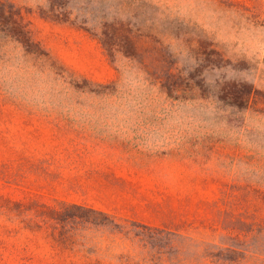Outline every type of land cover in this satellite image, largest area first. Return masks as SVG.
Returning <instances> with one entry per match:
<instances>
[{
    "label": "rangeland",
    "instance_id": "obj_1",
    "mask_svg": "<svg viewBox=\"0 0 264 264\" xmlns=\"http://www.w3.org/2000/svg\"><path fill=\"white\" fill-rule=\"evenodd\" d=\"M0 2L20 8L46 53L9 44L0 64V264H115L104 231L88 240L95 252L70 235L76 207L179 234L185 264H264V0L68 3L92 25L132 29L152 78L164 15L180 67L206 58L188 46L210 42L227 74L254 87L241 115L202 100L170 105L90 33L43 17L44 0ZM218 251L226 261L210 258Z\"/></svg>",
    "mask_w": 264,
    "mask_h": 264
},
{
    "label": "trees",
    "instance_id": "obj_2",
    "mask_svg": "<svg viewBox=\"0 0 264 264\" xmlns=\"http://www.w3.org/2000/svg\"><path fill=\"white\" fill-rule=\"evenodd\" d=\"M44 2V6H38L43 17L77 25L90 33L99 40L111 63L115 64L120 60L132 63L141 71L138 81L146 85V90H157L165 96L170 105L202 100L205 108L219 114H223L227 109L240 115L248 108L254 87L241 78L227 74L230 63L223 59L210 42L202 41L198 48L188 46L187 49L191 51L202 50L199 53L204 54L206 58L194 62L186 61L180 67L182 50L175 43L178 40V34L172 25L175 20L169 16L164 15L163 20L169 27L161 31L158 40L159 48L163 51L161 74L158 78H152V74L147 70V56L134 41L132 29L125 25L118 28L111 24H104L103 28L92 25V20L84 16L86 14H82L80 8L75 9L68 5L69 0ZM77 3H80L79 0ZM9 44L20 47L24 55L36 58L46 56L41 44L33 37L20 8L8 2H0V64H5L10 59L7 58L5 50V46ZM206 72H209L210 76H207ZM213 72L218 75L212 76ZM99 87L115 90L117 85L113 83ZM222 117L220 115V118ZM239 118L241 119V116ZM76 208L80 211L77 214L72 213L68 218L73 219V222L78 220L80 228H71L68 232L71 236L78 237L81 249L98 251L96 244L88 246V240L95 232L102 230L108 242L106 252L115 264H185L176 244L179 234L140 222L120 220L94 209ZM127 244L129 247H126ZM209 255L215 263L227 260L220 251ZM229 261L233 259L230 258Z\"/></svg>",
    "mask_w": 264,
    "mask_h": 264
}]
</instances>
